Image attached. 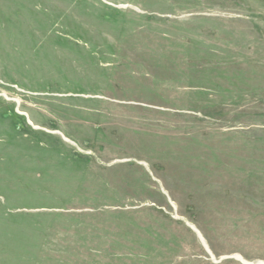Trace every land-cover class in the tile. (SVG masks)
Masks as SVG:
<instances>
[{"label":"rangeland","instance_id":"obj_1","mask_svg":"<svg viewBox=\"0 0 264 264\" xmlns=\"http://www.w3.org/2000/svg\"><path fill=\"white\" fill-rule=\"evenodd\" d=\"M262 262L264 0H0V264Z\"/></svg>","mask_w":264,"mask_h":264},{"label":"water","instance_id":"obj_2","mask_svg":"<svg viewBox=\"0 0 264 264\" xmlns=\"http://www.w3.org/2000/svg\"><path fill=\"white\" fill-rule=\"evenodd\" d=\"M237 257H239V256H237ZM260 264H264V262H262V263H260Z\"/></svg>","mask_w":264,"mask_h":264}]
</instances>
